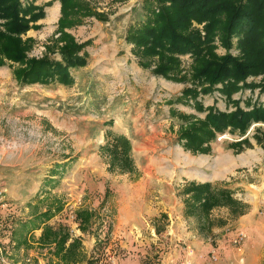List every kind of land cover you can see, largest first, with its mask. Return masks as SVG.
<instances>
[{"label":"rangeland","instance_id":"1","mask_svg":"<svg viewBox=\"0 0 264 264\" xmlns=\"http://www.w3.org/2000/svg\"><path fill=\"white\" fill-rule=\"evenodd\" d=\"M86 1L106 19L90 17L66 29L78 43L89 42L85 46L87 65L70 71L72 85H21L13 76L16 64L0 65V264H63L53 254V245H38L41 230L18 248L12 236L20 221L58 207L48 224L61 225L70 240H80V264L89 258L103 264H160L170 249L180 246L181 252L191 253L190 248L184 249L186 244L195 250L197 243L207 248L203 264H264V247L262 254L250 259L243 244H233L249 206L242 195L228 188L235 172L249 170L258 175L264 166V123L252 124L244 136L217 134L205 151L185 149L178 139L180 129L203 119L206 108L229 112L233 106L213 91L198 96L204 108L200 112L192 100L181 97L182 90L191 87L190 81L166 80L138 65L132 45L125 41V30L145 16L143 0ZM34 5L43 7L45 15L24 36L34 39L27 56L59 59L48 49L59 36L60 4L35 0ZM197 28L201 31L202 26ZM215 45L218 55L225 54L218 40ZM230 53L237 54L234 48ZM178 58L180 75L188 80L191 54ZM260 80L249 78L248 82ZM263 97L258 89H245L232 99L248 110V102L253 105ZM180 115L191 118L183 120ZM119 137L129 142L131 171H122L119 161L110 167L113 154L102 149L118 143ZM247 160L255 167L242 166ZM235 164V171L225 173V168ZM188 167L215 181L186 180L182 172ZM189 183H209L231 191L246 205L245 213L232 217L227 208H214L211 232H200L197 218L184 214L181 191ZM80 209L94 211L85 232L76 218ZM254 220H262L264 236V210ZM154 231L161 233L159 240H154Z\"/></svg>","mask_w":264,"mask_h":264},{"label":"trees","instance_id":"2","mask_svg":"<svg viewBox=\"0 0 264 264\" xmlns=\"http://www.w3.org/2000/svg\"><path fill=\"white\" fill-rule=\"evenodd\" d=\"M56 1L60 4L59 36L48 50L52 49L50 52L57 54L59 59L49 55L37 59L27 56L34 39L24 36L29 30L37 28L36 23L45 15L43 7L34 5L35 0H0V65L3 62L16 64L13 76L21 85L57 83L70 86L73 84L70 71L87 65L85 46L89 42L78 43L66 29L79 25L86 18H106L97 13L89 1ZM141 10L145 16L129 25L125 33V41L132 45L138 65L166 80L179 83L190 81L191 87L183 89L181 97L192 100L195 109L200 112L204 108L197 101L198 96L213 91L224 98L226 105L233 106L229 112L206 108L203 119L189 122L180 129L178 139L185 149L205 151L217 134L229 132L244 136L252 124L264 123V97L262 102L256 100L253 105L248 102L247 105L251 106L247 107L248 110L232 99L234 94L245 89H258L259 94L264 95V0H143ZM197 26H202L201 31ZM216 40L226 50L225 54L216 53ZM233 48L236 55L230 53ZM184 54H191L192 57L188 80L180 75L178 56ZM257 77H261L258 83L248 82L249 78ZM180 118L187 120L191 116L180 115ZM117 141L102 147L113 154L110 167L119 161L122 171L133 170L128 158L129 142L124 137L117 138ZM181 194L185 198L184 214L197 218L198 230L202 233H210L213 228L210 214L214 208H227L232 217L245 213L246 205L236 200L231 191L213 188L209 183H189ZM57 211L46 209L20 221L17 228L12 229L16 248L26 245L28 237L41 230L38 245H53V254L60 257L63 264H80V240H70L63 226L53 228L48 224ZM93 212L85 209L76 212L82 232L91 223ZM218 220L222 225L223 221ZM95 263L103 264L97 258H89L86 264Z\"/></svg>","mask_w":264,"mask_h":264},{"label":"crops","instance_id":"3","mask_svg":"<svg viewBox=\"0 0 264 264\" xmlns=\"http://www.w3.org/2000/svg\"><path fill=\"white\" fill-rule=\"evenodd\" d=\"M247 163L248 164L245 163L242 164V166L244 165L249 169L251 168V166L255 167V164H252V161L247 160ZM236 166L237 165L235 164L230 168L228 167L225 168V173H230L231 170L235 171ZM261 171L263 172L261 173ZM257 172L258 175L253 174L249 170L235 172L236 175H234L233 177V183L228 187L234 191L236 196L242 195L243 201L247 203L249 206L247 214L243 216L240 222V226H241L240 233H243L245 235V239L242 242L243 249L245 252V256L247 255V258L250 259L255 257V254L257 253L262 254L264 247V236L262 231L263 228L260 227L263 222H261L262 220H258V221L254 220L258 211L260 209H262V211L264 210V166L262 168L260 167L257 170ZM182 173L186 177V180L188 181H196V182L215 181L213 178H207V176L204 175L203 171L197 169H194L193 171L191 167H188ZM248 187L252 189H248ZM243 188L246 190L248 189V192H245ZM242 190L244 191V193L241 194L240 191ZM184 232L182 231L181 233ZM168 233L169 231H167V233H164L163 237L167 238ZM153 234L155 236L154 240H159L158 236L160 237L162 236L161 233L156 234L155 231ZM186 247L187 248L184 249L186 250L190 248L192 250L191 253L181 252L180 246L179 248L175 247L173 249H170V252L162 258L160 264H185L187 262H190L191 264H203V255H204L203 252L207 248H204L202 244H198V243L194 247L195 250L191 248L192 246L190 244L189 245L186 244ZM214 261H216V258Z\"/></svg>","mask_w":264,"mask_h":264},{"label":"built area","instance_id":"4","mask_svg":"<svg viewBox=\"0 0 264 264\" xmlns=\"http://www.w3.org/2000/svg\"><path fill=\"white\" fill-rule=\"evenodd\" d=\"M1 191H0V196H1ZM245 239V235L243 233H238L234 239H233V244L234 245H241L242 242L244 241ZM215 260V258H213Z\"/></svg>","mask_w":264,"mask_h":264}]
</instances>
